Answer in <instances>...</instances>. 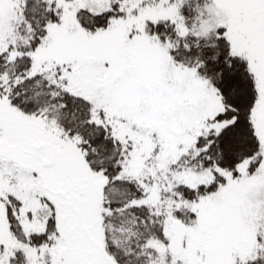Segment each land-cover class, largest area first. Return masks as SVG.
<instances>
[{"label": "snow or ice", "instance_id": "1", "mask_svg": "<svg viewBox=\"0 0 264 264\" xmlns=\"http://www.w3.org/2000/svg\"><path fill=\"white\" fill-rule=\"evenodd\" d=\"M0 264H264V0H0Z\"/></svg>", "mask_w": 264, "mask_h": 264}]
</instances>
